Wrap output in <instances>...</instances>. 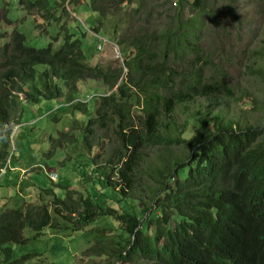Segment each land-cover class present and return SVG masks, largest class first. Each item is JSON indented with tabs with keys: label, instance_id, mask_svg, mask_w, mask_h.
Listing matches in <instances>:
<instances>
[{
	"label": "trees",
	"instance_id": "1",
	"mask_svg": "<svg viewBox=\"0 0 264 264\" xmlns=\"http://www.w3.org/2000/svg\"><path fill=\"white\" fill-rule=\"evenodd\" d=\"M67 1L0 0L2 169L10 155L12 116L23 101L34 107L82 100L87 103L59 110L86 118L85 132L79 139L74 132H61L57 141L51 139L49 156L82 142L92 157V182L104 191L111 188L118 204L127 199L144 206L142 214L119 217L118 236L110 230L101 234L91 258L110 257L114 264H264V125L244 124L236 112L229 114L230 86L205 80L199 62L187 64L192 54L199 56L200 43L203 47L204 15L184 20L182 0H71L76 13L93 14L94 34L119 47L124 67L113 69L95 63L99 48L86 47L87 29L71 18ZM18 8L35 13L33 29L40 20L58 27V34L44 47L31 44L23 20L14 14ZM150 18L161 24L148 29ZM260 74L264 80V63ZM86 82L101 83L105 94L84 100L80 85ZM245 99L240 109H248L246 101L255 109L264 107L257 97ZM109 145L116 147L112 155L103 151ZM98 160L106 164L97 168ZM83 168L79 163L74 170L84 175ZM42 192L53 201L0 209V264H31L45 257L25 248L57 230V219L65 214L79 216L88 228L120 213L99 190L105 204ZM20 230L33 235L22 241ZM62 260L60 255L57 264Z\"/></svg>",
	"mask_w": 264,
	"mask_h": 264
},
{
	"label": "rangeland",
	"instance_id": "2",
	"mask_svg": "<svg viewBox=\"0 0 264 264\" xmlns=\"http://www.w3.org/2000/svg\"><path fill=\"white\" fill-rule=\"evenodd\" d=\"M195 2L196 0H182L183 19H194L199 13L202 14L201 17L204 15L202 21L205 19V25L200 30L203 47L200 43L199 56L195 58L192 54L187 64L189 65L192 61L199 62L198 65L204 67L202 75L205 80L219 81L230 86L234 98L227 101L225 105L229 114L236 112L244 124L263 126L264 107L258 106V109H255L250 101H246L244 106L248 109H240L239 102L241 103L243 99V101L247 100L245 99L247 95L264 101V80L260 74V67L264 63V6L258 0H198L197 6H194ZM67 10L71 13L73 20L79 21L82 25L86 24L89 29H92V13L82 11L78 14L72 5H69ZM147 10L155 13V9L151 6H148ZM14 14L19 17V20H23L22 29L31 44L44 47L59 32L58 27L49 28L40 20L36 22V29H33L30 23L35 20L34 12L30 13L18 8V11L14 9ZM143 18L145 19L146 16L144 15ZM163 20L166 23V19ZM158 24L161 22L158 23L155 18H150V24L146 27L152 30ZM12 30L13 27L10 28V32ZM104 40L106 39L99 38L97 35L87 37L88 49H95L97 46L99 48L95 63L110 66L113 69L123 68V57L118 53L116 44ZM37 42L39 44H36ZM99 43L102 45L100 46ZM125 72L128 70L125 69ZM80 87L84 99L96 93L105 94L106 92L104 86L98 82H86ZM114 90L117 91V87ZM23 99V96H20V100L23 101ZM23 104L24 106L19 105L16 109L17 113L12 116L14 118L11 124L13 133L7 169H2L0 165V184L2 185L0 209H14L29 201L37 204L39 199L47 203L52 202V198L44 196L43 190H53L58 198L66 194L65 199L71 196V199L76 202L84 197L105 204L104 198L97 193L99 190L112 198L113 201L108 202L109 206L120 212L118 217L100 219L99 226L88 228L84 227L79 216L70 217L65 214V218L57 219V230L48 231L36 243L30 242L25 248V253L44 252L49 261L48 264H57L56 261L59 260L60 255H63L62 264H114L115 260L110 257L91 258L89 251L101 242V234L106 236L110 230L114 237L118 236L119 217L125 212L142 214L143 203L133 200L127 203V199L121 198L123 203L118 204L119 196L113 193L111 188L104 191L101 186L94 184L91 175L92 157L83 147L82 142L78 143L79 146L65 149L62 153L55 152L53 157L49 156L52 152L51 139L57 141L61 132H74L79 139L86 130L88 121L86 118L79 114L56 112L60 107L57 102H43L34 107L27 106L24 101ZM22 107L23 109L26 107L25 113L22 112ZM52 114H55V120L51 118ZM135 117L138 118L136 112ZM136 124L138 125V121ZM106 137L107 141L110 140L112 132H108ZM115 148V145L104 147V154L106 151L108 155H112ZM53 163L56 167L52 166ZM79 163L86 167L83 168L84 175L74 170ZM105 164L106 162L98 160L97 168ZM12 167L21 171L14 172ZM51 171L53 174H59L58 183H52L49 180L47 175ZM18 233L22 241L33 235L26 230H20ZM45 257L37 258L31 264H40L42 259L46 262Z\"/></svg>",
	"mask_w": 264,
	"mask_h": 264
},
{
	"label": "built area",
	"instance_id": "3",
	"mask_svg": "<svg viewBox=\"0 0 264 264\" xmlns=\"http://www.w3.org/2000/svg\"><path fill=\"white\" fill-rule=\"evenodd\" d=\"M70 1H71V0H68V1H67V7L69 6ZM173 6H176L175 1L173 2ZM100 46H101V45H100ZM118 53L120 54L119 50H118ZM47 176H48L49 180H50L51 182H53V183H58L59 180H60L59 175H58L57 173H56V174H53L52 171H51L50 173H48Z\"/></svg>",
	"mask_w": 264,
	"mask_h": 264
},
{
	"label": "clouds",
	"instance_id": "4",
	"mask_svg": "<svg viewBox=\"0 0 264 264\" xmlns=\"http://www.w3.org/2000/svg\"><path fill=\"white\" fill-rule=\"evenodd\" d=\"M71 2V1H70ZM69 5H71V4H69ZM84 25V24H83ZM84 27L87 29V33H88V35L90 36H94V35H96V34H94V32H92L91 31V29H89L87 26H86V24L84 25ZM97 37H99L100 38V36L99 35H97ZM101 38H103V37H101ZM105 39V38H104ZM101 40V39H100ZM102 42H103V40H101ZM105 42H108L107 41V39L106 40H104ZM100 45H102V43H100ZM117 46V45H116ZM118 47V46H117ZM118 50H119V52H120V49H119V47H118ZM121 54V53H120ZM79 103H81V104H84V103H87V102H84V101H82V100H78V101H75L73 104L74 105H76V104H79ZM73 104H70V105H68V106H71V105H73ZM53 183V182H52Z\"/></svg>",
	"mask_w": 264,
	"mask_h": 264
},
{
	"label": "crops",
	"instance_id": "5",
	"mask_svg": "<svg viewBox=\"0 0 264 264\" xmlns=\"http://www.w3.org/2000/svg\"><path fill=\"white\" fill-rule=\"evenodd\" d=\"M86 98L88 99V97H86ZM87 99H84V100H87ZM57 103L60 104V102H57ZM62 107H68V105H65V104L62 103V104H60L59 109H61ZM59 109L57 110V112L61 111V110H59ZM62 111H63V110H62ZM12 169H13L14 172H16V171H21L20 169L13 168V167H12ZM58 175H59V174H58ZM18 207H19V206H18Z\"/></svg>",
	"mask_w": 264,
	"mask_h": 264
}]
</instances>
